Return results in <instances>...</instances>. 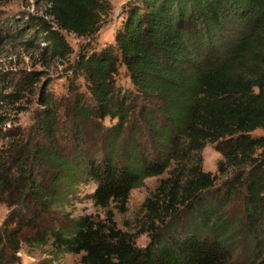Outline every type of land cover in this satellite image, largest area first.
I'll use <instances>...</instances> for the list:
<instances>
[{
    "label": "trees",
    "instance_id": "obj_1",
    "mask_svg": "<svg viewBox=\"0 0 264 264\" xmlns=\"http://www.w3.org/2000/svg\"><path fill=\"white\" fill-rule=\"evenodd\" d=\"M111 11V0H46L43 15L27 16L51 57L70 51L62 31L90 42L67 93L42 92L17 137L24 223L80 254L77 264H264V0H127L113 42L91 45ZM121 69L130 88L117 83ZM36 79L14 80L2 100L18 101ZM207 144L221 153L219 175L203 168ZM148 177L161 178L143 204L141 246L113 206L125 210ZM90 180L105 214L70 218L64 209ZM56 209L68 222L42 226Z\"/></svg>",
    "mask_w": 264,
    "mask_h": 264
},
{
    "label": "rangeland",
    "instance_id": "obj_2",
    "mask_svg": "<svg viewBox=\"0 0 264 264\" xmlns=\"http://www.w3.org/2000/svg\"><path fill=\"white\" fill-rule=\"evenodd\" d=\"M127 0H111L112 11L105 20L91 45L103 46L113 42L114 29L119 23V13ZM46 8V0H5L0 6V264H77L81 255L56 251L48 236L42 237L43 231H37L24 223L31 215L21 201L24 190L22 184L14 186L13 181L19 179L15 171L12 157L18 135H27L34 123L36 114L41 110L39 103L42 92L52 95L54 99L61 97L68 91L69 79L73 77L71 66L81 47L90 42L89 39L78 37L72 32L62 31L70 48L65 58L50 56L41 37L33 35L36 27L27 24L28 15L41 16ZM34 37L33 40L30 38ZM48 54L49 57L45 55ZM36 77L31 81V91L26 92L18 101L7 103L2 96L14 92V80L25 81V76ZM117 83L130 88V80L126 72L121 69L116 76ZM116 119H105L104 124H114ZM257 130L254 134L260 133ZM203 168L219 175L217 163L222 157L213 144H207L203 151ZM165 175L161 176L164 177ZM7 177L11 182H3ZM161 177H148L142 185L130 191L126 209L120 211L113 206L114 219L119 227L132 233L138 245H145L149 241L147 233H142L141 226L144 218L143 204L154 191ZM221 177V176H220ZM95 182L90 180L82 183L66 206L65 213L70 218L78 215H91L101 218L105 210L95 206L91 193ZM28 201V200H26ZM21 219V223L19 220ZM64 213L56 209L43 215L42 226L56 227L61 221L68 222ZM20 225V226H19ZM14 232L12 242L6 238L8 232ZM42 237V238H40ZM235 260H240L243 251L235 254Z\"/></svg>",
    "mask_w": 264,
    "mask_h": 264
}]
</instances>
